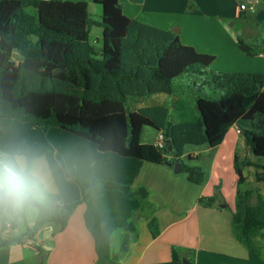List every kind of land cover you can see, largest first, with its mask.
<instances>
[{
  "label": "trees",
  "instance_id": "16d2710c",
  "mask_svg": "<svg viewBox=\"0 0 264 264\" xmlns=\"http://www.w3.org/2000/svg\"><path fill=\"white\" fill-rule=\"evenodd\" d=\"M93 2L101 6L100 22L89 17L84 0H0V119L28 123L39 131L59 127L93 142L102 152L160 164L179 163L188 180L200 184L204 178L201 168L181 160L184 147L207 144L214 148L229 127L243 118L251 121V129L244 131L247 146L254 156L264 158V73L212 71L213 55L183 44L170 30L127 17L119 0ZM28 7L34 13H29ZM93 25L101 28L99 48L95 46L98 38L90 40ZM237 44L249 55L258 47L240 39ZM14 53L19 59H13ZM194 67L220 92L217 99L196 97V122H173L168 107L160 104L127 110L130 98L172 94L174 79ZM256 93L247 112L236 109L233 94ZM144 126L161 133L163 148L140 141ZM46 151L43 144L32 143L14 154L37 158ZM243 163L246 161L235 157L238 185L245 181L240 168ZM257 178L264 180V172L257 173ZM78 182L82 196L72 202H64L58 193L48 192L42 185L39 197L25 208L34 210L32 225L26 224L20 237L0 236V247L32 239L48 224L64 228L66 216L78 204L107 191L136 200L141 212L152 214L144 188L132 190L113 181ZM252 193L250 189L237 190L232 229L239 243L259 255L255 238L264 230V198L257 191L251 203ZM199 203L217 207L223 199L214 194L201 197ZM24 210L18 215L23 217ZM4 220L1 216L0 221ZM148 229L153 237L159 234L153 216Z\"/></svg>",
  "mask_w": 264,
  "mask_h": 264
},
{
  "label": "crops",
  "instance_id": "0c3cea01",
  "mask_svg": "<svg viewBox=\"0 0 264 264\" xmlns=\"http://www.w3.org/2000/svg\"><path fill=\"white\" fill-rule=\"evenodd\" d=\"M244 1L119 0L127 17L170 30L183 44L213 55L212 70L263 74L264 0H260L253 12L237 9ZM94 12H97L96 7ZM99 12L101 19V6ZM244 13L257 22L250 26L245 24L240 20ZM231 20L239 22L244 41L261 46L259 54L249 55L239 49L237 34L227 25ZM160 95L168 94H153L143 101L162 98ZM257 96L258 93L233 94L232 100L236 109L245 113ZM165 98L159 102H144L140 107L155 104L168 107L170 101ZM173 105L171 111L181 110L179 117L182 116L184 110ZM168 110L170 115L169 107ZM197 111L190 120L177 118V122H196ZM7 127L17 129L18 134H27L29 138L22 140L21 135L12 145H0V154L14 155L25 144H43L47 151L36 158L45 172L43 186L58 193L64 202L81 198L78 179L113 181L132 190L146 189L153 210L149 215L147 211L141 212L136 200L118 191L91 196L66 216L64 228L55 224L41 227L31 239L36 249L26 246L23 241L0 247V264H181L182 258L192 264H257L258 255L234 237V208L228 196L231 193L237 196L239 189L233 180L235 157L247 163L240 167L242 174L262 166L253 158L244 138V131L251 129V121L239 118L214 148L207 144L184 147L183 163L189 165L190 161L193 163L190 165L201 166L204 178L200 184L190 182L185 172H174V165L102 152L93 142L59 127L34 131L28 124L14 120L8 121ZM146 128L149 127L144 126L141 130L140 141L156 144L161 133L151 128V132H145ZM201 157L205 160L197 161ZM225 180L229 182V193L224 192ZM214 194H220L223 199L219 206L204 207L199 203L201 197ZM33 216L31 208L24 210L23 217L18 213L3 215L5 220L0 221V236H22L24 232L19 236L16 234L19 226L22 224L24 229L26 224L31 226ZM152 216L159 229L156 237L148 229Z\"/></svg>",
  "mask_w": 264,
  "mask_h": 264
},
{
  "label": "rangeland",
  "instance_id": "374dc122",
  "mask_svg": "<svg viewBox=\"0 0 264 264\" xmlns=\"http://www.w3.org/2000/svg\"><path fill=\"white\" fill-rule=\"evenodd\" d=\"M75 1H77V0H75ZM84 1H86L88 3L89 17L92 20H94L95 22H100L101 19L99 16V13H100L99 12V7H100L99 4L94 3L93 0H84ZM94 7H96L98 14H97V12L96 13L94 12ZM255 8H257V6ZM26 10L29 13H34V9L32 7H28ZM251 17L252 16H249V14L244 13L240 17V20H243V22L245 24H249V26L254 25V23H256L257 21ZM231 24H234V25L232 26ZM227 25L229 26L230 30H232L234 33L237 34V39H240L243 42L247 43L243 39L244 35L240 34L241 31H240V26H239L238 21H235V20L228 21ZM97 38L99 41L97 43H95V46H96V48H99L100 43H101L100 42L101 41V28L97 25H93L90 29V40L93 41ZM261 49H262L261 46H258L257 48H255L253 50V54H251V55L259 54ZM13 59H15V60L19 59V57L16 53H14ZM199 71L200 70L198 68L194 67L193 71H189V72L185 73L184 75L175 78L173 81V93L165 95V96L160 95L162 98L166 97L165 99L168 98L170 101V103H169L170 105L168 107L170 108V120L171 121L177 122V120H178L177 118H180V119L184 118L186 120H190L192 118V115H195V113H196V104H194L193 102L197 96L205 95L209 98H214V99L219 98V96H220L219 90L215 89L212 84L207 82L206 81L207 80L206 75L205 74L202 75ZM212 71H214V70H212ZM215 72H223V71H215ZM162 98H150V99H146L145 101H143L144 98H138V97L130 98L127 102V105H126L127 110H129V111L135 110L136 108L143 106L142 103H144V102L145 103L159 102V100ZM173 104H175V106L179 107V109L184 110V114L182 116L179 117L181 110L179 112L177 111L176 113L171 111V108L172 109L174 108ZM8 121H12V120L0 119V145H2L4 143L7 146H9L10 144L12 145L14 142V139L19 140V137L21 135H22L21 136L22 140L25 138H29V135H27L25 133L23 134V132H21V134H18L19 132L17 131V129H10V127H7ZM24 124H28V123H24ZM28 125H29V127H31V129L36 131V129L33 128L30 124H28ZM147 127H149V128H146L144 131L145 132H147V131L151 132V129H153V128L150 126H147ZM13 128H15V127H13ZM37 131H39V130H37ZM8 141H9V143H8ZM253 158L255 159V161L257 163H259L260 165H262L264 167V158H257L256 156H253ZM199 160H200V162H202L205 160V158L201 157L200 159H197V161H199ZM186 162H188V161H186ZM186 164H188V163H186ZM190 164H193V163H191L189 161V165ZM198 165H199V167H201L200 164H198ZM254 170H256V172ZM253 171L247 172L245 170L243 174L246 177V180L244 181V183L242 185H238V188L241 191L246 190V189H250L253 191L251 203L255 202L257 191L264 197V183L261 182L263 180H259L257 178V173L264 172V168H262L260 166H256L253 169ZM180 172L184 173V171H180ZM235 174L236 173H233V180H234V183L236 184L237 178H236ZM224 186H225L224 192L229 193V182L225 180ZM48 192H50V191H48ZM218 195H220V194H218ZM228 196L230 197L229 201L232 202V208H234V210H235V206L237 203V196L234 193H231V195H228ZM24 230L25 229H24L23 225L21 224L19 226L16 234L19 236L21 234V232H24ZM38 232H37V234H38ZM255 240H256L257 246L260 249V254L257 256V264H264V230L259 232V234L255 238Z\"/></svg>",
  "mask_w": 264,
  "mask_h": 264
},
{
  "label": "clouds",
  "instance_id": "9594fccd",
  "mask_svg": "<svg viewBox=\"0 0 264 264\" xmlns=\"http://www.w3.org/2000/svg\"><path fill=\"white\" fill-rule=\"evenodd\" d=\"M45 172L26 154L0 156V216L24 210L41 194Z\"/></svg>",
  "mask_w": 264,
  "mask_h": 264
},
{
  "label": "built area",
  "instance_id": "2783aa9c",
  "mask_svg": "<svg viewBox=\"0 0 264 264\" xmlns=\"http://www.w3.org/2000/svg\"><path fill=\"white\" fill-rule=\"evenodd\" d=\"M259 2H260V0H245L244 3H240L239 4L237 9L239 11L248 10L250 12H253L255 7L259 4ZM238 132H239V130H238ZM156 145L159 148H163L164 147V141H163L162 135L159 136V139L157 140ZM23 243L26 246H28V247H30L32 249H36L35 243L30 238L24 239Z\"/></svg>",
  "mask_w": 264,
  "mask_h": 264
},
{
  "label": "water",
  "instance_id": "95a60500",
  "mask_svg": "<svg viewBox=\"0 0 264 264\" xmlns=\"http://www.w3.org/2000/svg\"><path fill=\"white\" fill-rule=\"evenodd\" d=\"M196 109L199 110V106L198 105H196ZM179 167H180V164L179 163H175L174 164V172H178L179 171ZM181 264H192V263L190 261H188L186 258H182Z\"/></svg>",
  "mask_w": 264,
  "mask_h": 264
}]
</instances>
